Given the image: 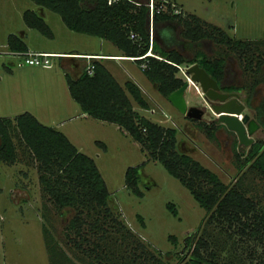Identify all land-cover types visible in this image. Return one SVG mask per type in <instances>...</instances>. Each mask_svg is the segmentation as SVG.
<instances>
[{
	"label": "rangeland",
	"instance_id": "obj_1",
	"mask_svg": "<svg viewBox=\"0 0 264 264\" xmlns=\"http://www.w3.org/2000/svg\"><path fill=\"white\" fill-rule=\"evenodd\" d=\"M171 1L182 6L181 12L193 11L220 25L232 39L243 42V49L248 53L246 59L252 61L254 71L253 74L247 71L233 54L229 63L233 81L241 84L258 75L259 90L253 95L252 102H259L264 93V0ZM26 9L41 15L35 0H0V133L9 132L18 147L25 138L29 139L31 132L40 134V124L69 133L71 141L93 159L109 193L107 202L113 218L108 225L110 222L102 223L100 216L96 228L93 224L69 221L71 213L60 212L43 192L35 167L34 149L18 148L16 158L11 160V157L9 161L4 159L6 153L0 151V264H143L142 259H149V255L156 259L154 264H195L191 260L182 263L188 259L191 249L185 243L203 224L206 211L188 187L125 130L115 123L86 117L74 107L58 56H52L50 65L55 70H52V78L44 77L49 83V91H45L40 87L44 78L28 79L23 68L17 71L21 65L14 63L15 57L7 51L12 48L7 42L8 32L20 35L17 30L21 27L26 30L23 38L29 45L46 43L65 49L96 48L98 36L68 27L59 12L48 6H44L45 13L41 16L50 31L44 32L26 23ZM176 33L180 36L178 29ZM210 45L188 40L182 50L192 56L197 48H201L211 55L225 47L212 40ZM133 62L137 68L134 77L140 83L148 105L155 108L153 112L145 109L140 113L162 125L176 127L179 150L198 160L224 183L232 181L238 174L234 159V146L238 148L236 134L219 123L215 136L209 137L195 120L178 111L167 94L154 88L137 61ZM9 68L15 72L9 73ZM180 75H184L181 69ZM29 82L30 86L25 87ZM235 90L245 103L243 111L253 116V107L246 103V87ZM185 98L188 105L205 108L199 120H213L215 114L199 85L189 82ZM57 100L66 101V111L61 113ZM161 109L169 118L161 113ZM25 112L31 113L39 124L30 120L28 114H23ZM71 131H76L75 135ZM252 136L264 138V128L259 126ZM32 138L30 136L29 140ZM248 146L240 147L247 149ZM136 165H139L137 187L140 194L125 183L126 168ZM252 184L264 207V182L255 177ZM209 227L215 242L224 245L219 252L220 258L241 257L246 264H264L261 243L247 237L229 236L215 225ZM134 257L138 259H131Z\"/></svg>",
	"mask_w": 264,
	"mask_h": 264
},
{
	"label": "trees",
	"instance_id": "obj_2",
	"mask_svg": "<svg viewBox=\"0 0 264 264\" xmlns=\"http://www.w3.org/2000/svg\"><path fill=\"white\" fill-rule=\"evenodd\" d=\"M35 1L58 11L68 27L106 37L138 62L144 60L146 65L142 67L143 72L163 94H167L185 80V76L180 75L177 63L188 64L194 60L203 65L222 88L246 87V103L253 107V117L264 128V93L259 102H252L253 95L259 90L258 75L238 84L233 81L229 64L235 55L240 64L253 74L252 61L246 59L248 53L243 49V42L232 39L217 23L193 11H171L168 9L169 2L168 8H154L150 20L147 0ZM159 1L155 0L156 3ZM24 19L26 23L49 33L48 24L35 10L26 9ZM130 31L134 35H130ZM186 39L203 42L207 47H211L212 40L225 44V47L211 55L197 48L192 56H188L182 50L188 41ZM7 42L12 48H26L21 36L15 32L8 33ZM92 59L94 68L91 73L83 70L78 78L67 75L68 87L74 100L89 115L117 123L145 147L153 158L162 161L168 171L188 187L206 211L203 224L189 235L190 240L185 243L191 249L188 259L182 260V263L191 260L195 264H246L241 257L220 258L219 252L224 245L222 243L219 246L215 242L209 225H215L219 231L228 232L229 236L237 235V239L247 237L255 240L264 249V207L256 197L252 184L255 177L264 182V138L254 139L247 149L234 146L238 174L229 183H224L198 160L177 148L176 127L162 125L133 110L122 87L96 58ZM126 83L136 102L140 106L148 107L139 87L132 81ZM23 114H28L29 119L37 123L31 113ZM191 119L209 137L215 136L219 124ZM39 126L40 134L31 132L28 136L29 139L30 136L33 138H25L19 147L12 141L9 132H5L6 137L0 133V151L6 153L4 159H15L18 148L32 147L36 154L35 167L43 192L60 212L71 213L69 221H76L81 225L87 223L88 226L93 224L96 228L99 217L102 216L101 222L105 224L108 221V225H111L113 216L107 202L109 193L93 159L78 150L59 129L51 125ZM138 166L126 168L125 183L140 194L137 187ZM253 172L251 179L249 175ZM142 260L143 264L156 262L152 255H149V259Z\"/></svg>",
	"mask_w": 264,
	"mask_h": 264
},
{
	"label": "crops",
	"instance_id": "obj_3",
	"mask_svg": "<svg viewBox=\"0 0 264 264\" xmlns=\"http://www.w3.org/2000/svg\"><path fill=\"white\" fill-rule=\"evenodd\" d=\"M44 6L45 5H40L38 3V8H39L38 10L40 11L41 15L42 14L44 15V13H45ZM180 7H182V6L180 5ZM187 11H190V10H187ZM17 31L20 33V36H21L23 42L25 43L26 48L37 49V50L59 51L60 52V54L53 55V56H58V60H59L60 65L62 67L61 73H63V75H64L66 87H67V90L70 94V99L73 100L74 107L80 109V111L82 112V115H84L86 117H91V118L96 119V120L106 121V120L101 119V118H95V117L89 115L85 110H83L81 108V106L78 104V102H76L74 100V98L72 97L70 90H69V87H68V83H67V75H69L71 78H78L83 70H86V72L91 73L92 71H88L86 69V66L92 62V60H93L92 58H96L101 63L103 68L106 69L110 73V75L115 79L117 84L122 87L123 92H124L125 96H127L128 100L131 104V108L133 110L140 113V110L150 109L152 107L149 105H148V107L140 106L136 102V100L133 98V94L131 93V91L127 87V83H126L127 81H132L133 83H135L139 87L142 96L148 102L147 98L145 97V95L143 93V90H142L140 83L134 77V74L136 73L137 68L134 65L133 60H136V59H134V57L132 55L126 54L127 51H125L124 49H122L121 47L116 45L112 40L95 34L98 36V39H99L98 47H96V48L90 47V48H83V49H78V48L65 49V48H60V47H52L50 45H47L46 43H38V44L29 45V44H27V42L23 38V36H24L23 34H24V32L26 33V30L21 27V28H18ZM92 34H94V33H92ZM84 54H89V55H84ZM12 62H14L13 59H12ZM137 64L139 67H141L139 65L138 61H137ZM25 65H27V66H24V64H21V67L16 68V70L21 71V69L23 68L27 74L28 79H30V78L31 79H40V78H44L45 75H46V77H49L51 79L53 76L52 72L55 71L51 65H48V66L41 65L40 66L38 64H27V63ZM141 69H142V67H141ZM8 70H9V73L15 72L12 68H9ZM144 75H145V73H144ZM146 78L150 81V79L147 76H146ZM46 79L44 78V80H42L43 82H42V85L40 84V87H42V89L45 91H49V90H47V89H49V83L46 81ZM44 85L48 86V87L45 88ZM29 86H30V82L25 87L28 88ZM152 86L155 88L153 83H152ZM115 87H116V85H115ZM66 100H68V99H66ZM65 102L57 100V104L59 105V110L61 111V113H62V111L67 110V107L65 106ZM67 103L70 104L69 101ZM148 104H149V102H148ZM106 122H110V121H106ZM111 123H115V122H111ZM115 124L118 127H120L117 123H115ZM53 127H55V126H53ZM55 128H57V127H55ZM60 131H62L69 138V133H66L63 130H60ZM75 133H76V131H73L72 135H75ZM69 140L71 141L70 138H69ZM77 149L80 150L79 147H77ZM77 261L79 263H83L82 261H79V260H77Z\"/></svg>",
	"mask_w": 264,
	"mask_h": 264
},
{
	"label": "water",
	"instance_id": "obj_4",
	"mask_svg": "<svg viewBox=\"0 0 264 264\" xmlns=\"http://www.w3.org/2000/svg\"><path fill=\"white\" fill-rule=\"evenodd\" d=\"M188 77L178 86L167 93L168 100L182 114L201 119L205 108L196 104H187L185 89L189 85V78L198 83L203 97L215 114L213 121L217 124L223 123L232 130L238 139V148L241 145H249L254 141L253 132L259 128L255 117L244 112L245 103L239 98V92L235 89H220L217 79L212 76L206 68L194 60L185 65Z\"/></svg>",
	"mask_w": 264,
	"mask_h": 264
},
{
	"label": "built area",
	"instance_id": "obj_5",
	"mask_svg": "<svg viewBox=\"0 0 264 264\" xmlns=\"http://www.w3.org/2000/svg\"><path fill=\"white\" fill-rule=\"evenodd\" d=\"M108 2H111L113 0H107ZM168 2L170 7L168 8ZM149 9H150V20H151V15L153 12V9L159 10L160 8H168L171 11L178 12L181 10L180 6L176 4V2L171 1V0H160L158 3H156L154 0H149L148 2ZM130 35H134L133 31H130ZM149 41L151 42V31H150V39ZM8 53L13 55L15 57V63L18 65L21 64H40V65H45L48 66L52 63V56L60 54L59 51H49V50H37V49H17V48H9ZM84 55H89V54H84ZM139 65L141 67L146 65V62L144 60L139 62ZM178 67L183 71L185 77H188V73L185 71V65L182 66V64L177 63ZM93 68V63H89L86 66V69L88 71H92ZM190 79V78H189ZM196 86H198V83L194 82ZM151 112L155 111L154 107H151L149 109ZM161 113L166 116V118H169V115L161 109Z\"/></svg>",
	"mask_w": 264,
	"mask_h": 264
},
{
	"label": "flooded vegetation",
	"instance_id": "obj_6",
	"mask_svg": "<svg viewBox=\"0 0 264 264\" xmlns=\"http://www.w3.org/2000/svg\"><path fill=\"white\" fill-rule=\"evenodd\" d=\"M220 89H224V88H222L221 86H220ZM224 90H230V89H224ZM207 103H208V101H206ZM204 106H206V105H204ZM204 108V107H203ZM207 108H208V106H207ZM215 117V115L213 116V118ZM213 121V120H212ZM209 122V121H208Z\"/></svg>",
	"mask_w": 264,
	"mask_h": 264
},
{
	"label": "bare ground",
	"instance_id": "obj_7",
	"mask_svg": "<svg viewBox=\"0 0 264 264\" xmlns=\"http://www.w3.org/2000/svg\"><path fill=\"white\" fill-rule=\"evenodd\" d=\"M150 53H151V52H150ZM189 82H190V83H194V81H193V80H191V79H189Z\"/></svg>",
	"mask_w": 264,
	"mask_h": 264
}]
</instances>
